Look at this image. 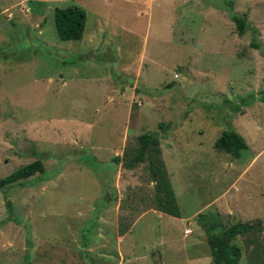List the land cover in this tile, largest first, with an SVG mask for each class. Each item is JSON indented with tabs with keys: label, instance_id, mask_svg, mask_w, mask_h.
<instances>
[{
	"label": "rangeland",
	"instance_id": "obj_1",
	"mask_svg": "<svg viewBox=\"0 0 264 264\" xmlns=\"http://www.w3.org/2000/svg\"><path fill=\"white\" fill-rule=\"evenodd\" d=\"M69 7L86 13L79 41L57 34L55 9ZM0 11V179L45 169L0 191V264H212L200 216L254 226L233 244L239 264H264V0H0ZM229 130L249 146L240 159L215 148ZM147 133L179 218L160 211L154 149L126 168Z\"/></svg>",
	"mask_w": 264,
	"mask_h": 264
},
{
	"label": "trees",
	"instance_id": "obj_2",
	"mask_svg": "<svg viewBox=\"0 0 264 264\" xmlns=\"http://www.w3.org/2000/svg\"><path fill=\"white\" fill-rule=\"evenodd\" d=\"M231 15L240 34H244L248 27L247 22L237 15ZM55 24L58 37L61 41H79L82 39L85 32L86 13L79 7H69L65 9L56 8ZM254 47L260 49V46L256 44ZM259 97L264 103V90ZM162 127L165 126L161 124L160 128ZM138 141L140 149L134 158L129 159L126 168L132 170L135 166L144 163L149 158L150 169L154 180L156 181V188L161 195L159 198L160 211L179 218L177 198L171 186L165 164L161 159L162 153L160 149V139L153 134L147 133L141 135ZM215 148L221 152L231 154L236 159H240L243 152L247 151L249 146L239 133L234 130H229L224 132L217 140ZM152 150L154 151V155L151 153L148 157V151ZM121 161L122 159L120 157L115 159V162L118 164L121 163ZM44 173L45 169L43 163L40 160H37L34 163L26 165L12 174L1 178L0 191L24 180H28L37 174ZM200 218H202L200 225L203 226L204 229L206 228L207 241L212 252V264H239L242 258V250L239 246L234 245L233 241L238 236L245 235L255 230V227L249 224L238 223L228 229L213 228L206 224L205 216H200Z\"/></svg>",
	"mask_w": 264,
	"mask_h": 264
},
{
	"label": "water",
	"instance_id": "obj_3",
	"mask_svg": "<svg viewBox=\"0 0 264 264\" xmlns=\"http://www.w3.org/2000/svg\"><path fill=\"white\" fill-rule=\"evenodd\" d=\"M0 16H1V20L3 23H5V21L7 20L4 16L1 15V11H0Z\"/></svg>",
	"mask_w": 264,
	"mask_h": 264
}]
</instances>
